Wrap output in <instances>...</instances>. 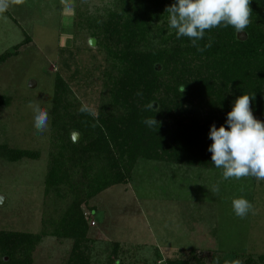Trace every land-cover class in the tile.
<instances>
[{"label":"rangeland","instance_id":"374dc122","mask_svg":"<svg viewBox=\"0 0 264 264\" xmlns=\"http://www.w3.org/2000/svg\"><path fill=\"white\" fill-rule=\"evenodd\" d=\"M168 1L169 6L176 2ZM124 3L22 0L0 13V57L13 53L0 61V95L10 101L0 105V196L4 198L0 231L40 235L31 253L33 264H68L74 239L53 231L78 195L83 197L81 210L88 221L85 244L91 264H114V259L119 264H167L177 258L264 264V181L250 176L224 180L222 169L215 166L141 157L125 183L89 199L81 191V183H86L81 164L66 162L70 186L47 182L61 144L53 126L56 74L67 84L63 97L69 109L60 111L68 119L82 103L97 114L110 111V72L117 70L110 53L114 44L103 25L113 12H122ZM168 19L169 13L154 21V31L173 32ZM30 101H38L44 109L52 105L49 127L43 133L33 127ZM17 150L35 156L13 160L10 155ZM217 183L220 191L213 195L208 188ZM241 197L254 205L255 215L249 213L244 219L235 215L231 202Z\"/></svg>","mask_w":264,"mask_h":264},{"label":"trees","instance_id":"16d2710c","mask_svg":"<svg viewBox=\"0 0 264 264\" xmlns=\"http://www.w3.org/2000/svg\"><path fill=\"white\" fill-rule=\"evenodd\" d=\"M123 1L122 12H113L110 21L103 25V32L114 44L110 53L117 70L116 74L110 72V111L101 110L96 119L77 111L68 119L60 111L69 109L63 97L67 84L60 73L55 78L53 126L61 144L47 182L70 186L71 173L66 162L81 164L86 176L81 191L86 199L125 183L141 157L214 167L208 151L213 143L210 128L213 124L217 128L228 127L227 113L241 95L252 96L250 108L255 119L262 121L264 114V0H250L251 23L244 30L246 37L232 26L206 30L204 39L198 42L200 47L208 43L209 37L213 42L203 52L197 51L189 38L177 39L176 30L161 34L154 31L153 22L167 17L168 0ZM4 54L0 61L13 53ZM9 102L0 95V105ZM154 102L157 108H145ZM149 117L159 125L147 127L142 120ZM94 123L96 126L92 127ZM74 130L82 134L78 143L71 138ZM10 156L18 160L35 155L17 150ZM81 200L83 197H75L53 231L57 236L74 239L68 264H91L85 244L88 221L81 210ZM40 238L26 232L0 231V264H33L32 249ZM113 262L119 264V259ZM167 264L208 263L204 258L194 262L177 258Z\"/></svg>","mask_w":264,"mask_h":264},{"label":"clouds","instance_id":"9594fccd","mask_svg":"<svg viewBox=\"0 0 264 264\" xmlns=\"http://www.w3.org/2000/svg\"><path fill=\"white\" fill-rule=\"evenodd\" d=\"M22 0H0V13L7 11L11 4L21 3ZM250 0H176L171 6L166 7L169 13L168 24L176 30V37H187L197 51L203 52L212 46L213 38H208V43L203 48L199 41L204 39L205 31L216 27L232 26L235 31L243 33L251 23L249 8ZM184 86L182 87V92ZM137 95H142L138 92ZM252 96L247 94L236 98L232 110L227 113L225 128H217L213 124L210 128L209 138L213 143L208 151L212 153L211 160L214 166L222 169V178L240 179L252 177L257 181H264V122L254 118L250 108ZM154 103L145 105L146 109H154ZM27 107L33 113V127L37 133L45 132L48 127L49 110L40 106L38 101H30ZM97 118V111L88 104H81L78 109ZM149 128L159 122L149 117L142 120ZM95 127L96 124H92ZM213 195L219 193V183L208 188ZM235 215L244 219L249 213L255 215L254 205L247 199L235 198L231 202Z\"/></svg>","mask_w":264,"mask_h":264},{"label":"water","instance_id":"95a60500","mask_svg":"<svg viewBox=\"0 0 264 264\" xmlns=\"http://www.w3.org/2000/svg\"><path fill=\"white\" fill-rule=\"evenodd\" d=\"M240 34H242L241 37H243V38L246 37V34L244 32L243 33H240ZM90 43L92 45H94L95 44L94 39H91L90 40ZM158 69H161V66L160 65H158ZM34 84H35V81L34 80L30 81V86L34 87ZM153 107L154 108H157L158 107L157 102H154ZM81 137H82L81 132H79L77 130H74V131L71 132V138L73 139V141L78 142L81 139ZM3 201H4L3 196H0V203H2ZM5 259L7 260V257Z\"/></svg>","mask_w":264,"mask_h":264},{"label":"built area","instance_id":"2783aa9c","mask_svg":"<svg viewBox=\"0 0 264 264\" xmlns=\"http://www.w3.org/2000/svg\"><path fill=\"white\" fill-rule=\"evenodd\" d=\"M95 221H93V223H94Z\"/></svg>","mask_w":264,"mask_h":264}]
</instances>
